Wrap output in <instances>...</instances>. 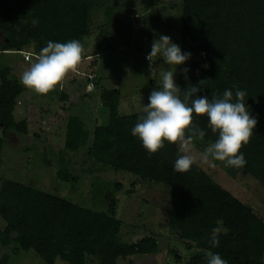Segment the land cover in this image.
I'll use <instances>...</instances> for the list:
<instances>
[{"label": "trees", "instance_id": "trees-1", "mask_svg": "<svg viewBox=\"0 0 264 264\" xmlns=\"http://www.w3.org/2000/svg\"><path fill=\"white\" fill-rule=\"evenodd\" d=\"M100 0H0V31L5 39L1 50L38 49L49 40L80 41L90 33L91 12ZM153 6L155 0H143ZM181 48L192 57L180 65L178 77L183 98L189 84H201L200 96H220L225 89L246 91L244 102L257 124L241 151L247 163L242 172L264 185V0H183ZM33 20H38L33 24ZM82 57V55H81ZM204 65H207L205 67ZM190 67L188 79L181 69ZM13 68L0 70V166L4 138L9 132L28 133V118L19 116L17 97L22 85L10 77ZM147 92L140 93L144 103ZM120 88L103 87L100 109L92 131L88 154L114 170L131 173L143 181L163 183L171 188L169 225L182 239L194 242L202 251L185 264H205L208 251L218 252L228 264H264V215L224 188L195 161L190 170L177 173L173 163L183 155L179 141L149 154L131 134L142 110L121 113ZM26 109L25 106L21 105ZM65 147L77 151L91 136L83 120L70 115L65 125ZM197 129L204 130L201 137ZM195 144L217 139L207 128L206 115L193 113L185 131ZM64 157L58 175L73 178ZM236 173V171H234ZM0 243L32 249L47 264L60 258L69 264H118V258L157 251L158 241L146 237L124 241L122 222L115 212L96 211L70 199L39 190L20 181L5 179L0 187ZM218 228L219 245L209 243Z\"/></svg>", "mask_w": 264, "mask_h": 264}, {"label": "rangeland", "instance_id": "rangeland-1", "mask_svg": "<svg viewBox=\"0 0 264 264\" xmlns=\"http://www.w3.org/2000/svg\"><path fill=\"white\" fill-rule=\"evenodd\" d=\"M182 4L183 0H155L153 6L143 0L98 1L91 12L90 33L81 40L82 57L75 71L69 72L46 96H38L22 85L17 97V113L22 117L27 115L28 134L10 131L4 138L0 187L3 180L13 179L96 211H114L122 222L124 241L157 239L156 252L120 257L118 264H185L202 251L194 242L180 238L179 232L170 227L169 186L103 166L88 154L100 109L101 89L113 88L117 82L122 88L121 113L143 110L148 99L144 103L145 99L139 94L147 92L148 98L157 87L150 76L146 54L160 34L170 36L181 46ZM4 39L5 34L0 31V43ZM39 51L36 45H28L24 50L0 52V70L10 65L14 68L10 77L19 80L22 72L35 62ZM162 63L160 58L154 66ZM179 72L180 66L175 76L178 85ZM70 115L79 116L91 133L74 152L64 145L65 125ZM185 139H188L186 133ZM181 145L179 141L185 154ZM205 147L188 140L187 151L224 188L264 215V185L237 168L225 167L222 161L203 160ZM62 157L73 175L68 181L58 175ZM4 226L0 217V228ZM98 262L99 259L91 258L89 264ZM0 264L47 263L32 249L22 250L15 243L8 246L0 243ZM54 264L69 263L56 258Z\"/></svg>", "mask_w": 264, "mask_h": 264}, {"label": "clouds", "instance_id": "clouds-1", "mask_svg": "<svg viewBox=\"0 0 264 264\" xmlns=\"http://www.w3.org/2000/svg\"><path fill=\"white\" fill-rule=\"evenodd\" d=\"M38 20H33L37 24ZM82 45L79 40L71 39L67 42L49 40L42 47L30 67L19 76V82L26 89L38 96H46L59 85L65 76L75 71L80 63ZM192 57L191 51H186L174 42L168 35L160 34L154 39L151 50L146 54L149 73L157 87L148 95V102L144 104L142 113L131 128V134L142 144L149 153L154 154L169 143L182 142L185 154L179 155L173 163V171L183 173L192 167L194 157L188 154V139H185L186 129H190L193 113L197 116L206 115L207 128L217 139L208 143L202 153V159L207 161H222L225 167L242 168L247 160L241 151L252 136L257 124L255 117L248 111L244 102L245 90L225 89L220 96L197 95L201 91L199 85L189 84L184 88L181 98V88L176 83L177 68L185 65ZM162 58L163 63L155 67L156 61ZM165 65L168 67L166 68ZM207 67V65H204ZM185 79H188L190 67L181 69ZM203 137L204 130L197 129ZM219 229L213 228L209 243L213 248L219 245L217 236ZM205 264H228L218 252L208 251L205 254Z\"/></svg>", "mask_w": 264, "mask_h": 264}, {"label": "crops", "instance_id": "crops-1", "mask_svg": "<svg viewBox=\"0 0 264 264\" xmlns=\"http://www.w3.org/2000/svg\"><path fill=\"white\" fill-rule=\"evenodd\" d=\"M24 50V49H23ZM10 51H13V50H1V48H0V52H2V53H9ZM26 58H27V56H26ZM13 68V67H12ZM14 69V68H13ZM1 82V81H0ZM116 84L117 85H114V86H112L113 88H120L121 89V92H122V88H121V85H119L117 82H116ZM130 92V91H129ZM1 130V129H0ZM29 130V129H28ZM2 131V130H1ZM10 133V132H9ZM28 134V133H27ZM2 135V134H1ZM3 145H4V143H3ZM3 150V149H2Z\"/></svg>", "mask_w": 264, "mask_h": 264}, {"label": "built area", "instance_id": "built-area-1", "mask_svg": "<svg viewBox=\"0 0 264 264\" xmlns=\"http://www.w3.org/2000/svg\"><path fill=\"white\" fill-rule=\"evenodd\" d=\"M27 58H29V55H27Z\"/></svg>", "mask_w": 264, "mask_h": 264}]
</instances>
